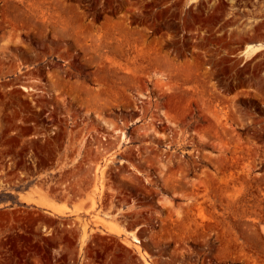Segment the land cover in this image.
I'll list each match as a JSON object with an SVG mask.
<instances>
[{"label": "rangeland", "instance_id": "obj_1", "mask_svg": "<svg viewBox=\"0 0 264 264\" xmlns=\"http://www.w3.org/2000/svg\"><path fill=\"white\" fill-rule=\"evenodd\" d=\"M0 264H264V0H0Z\"/></svg>", "mask_w": 264, "mask_h": 264}, {"label": "bare ground", "instance_id": "obj_2", "mask_svg": "<svg viewBox=\"0 0 264 264\" xmlns=\"http://www.w3.org/2000/svg\"><path fill=\"white\" fill-rule=\"evenodd\" d=\"M256 49H258V47ZM118 135H119V133L117 132V134L111 136L110 138H112L113 140H117ZM119 138H120L119 141H120L121 144L122 143H126L128 141L123 133L120 134V137ZM53 209L56 212H59V213H62L63 212V210H61V208H53Z\"/></svg>", "mask_w": 264, "mask_h": 264}]
</instances>
